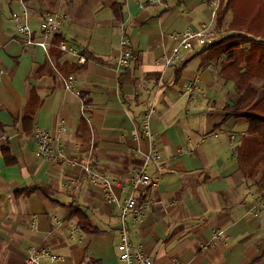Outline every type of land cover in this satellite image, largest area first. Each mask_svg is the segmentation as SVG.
I'll return each mask as SVG.
<instances>
[{"label":"crops","instance_id":"obj_1","mask_svg":"<svg viewBox=\"0 0 264 264\" xmlns=\"http://www.w3.org/2000/svg\"><path fill=\"white\" fill-rule=\"evenodd\" d=\"M23 7L38 40L44 17L65 18L47 53L16 33L12 14ZM212 7L211 0H164L145 10L136 0H0V264H24L32 246L65 264H125L118 205L70 161L118 181L123 201L148 151L141 129L152 106L163 170L151 166L155 185L137 193L149 207L142 224L128 225L131 242L153 264H264V190L242 157L248 123L224 110L238 99L220 76L226 57L209 59V45L172 66L164 60L178 35L209 24ZM123 38L134 53L126 69L117 65ZM38 128L60 137L67 159L35 157ZM219 231L225 243L215 239Z\"/></svg>","mask_w":264,"mask_h":264},{"label":"built area","instance_id":"obj_2","mask_svg":"<svg viewBox=\"0 0 264 264\" xmlns=\"http://www.w3.org/2000/svg\"><path fill=\"white\" fill-rule=\"evenodd\" d=\"M163 1L164 0H136V4L139 9L145 10L147 7L160 5ZM64 19L63 16L58 14L44 17L39 24L41 40H38L30 26V12L28 8L23 7L20 12L12 14V22L16 33L23 38L25 46H37L46 53L49 51L50 45L48 40L59 34ZM124 31L125 27L122 26V32L124 33ZM220 34L221 33L216 34L212 32L210 25H203L198 30L191 28L187 29L175 38L177 45L172 49L170 54L165 57L164 60L166 65L172 66L182 59L184 53L191 52L196 47L202 49L208 47L215 40L219 39ZM58 48L63 52L70 51L64 43L59 44ZM121 48L122 51L118 57L117 65L120 69H126L130 67L134 58V53L126 38L122 39ZM80 61L86 63L87 60L86 58H81ZM2 75L3 71L0 69V82L2 80ZM72 84L73 78L70 77L65 83L66 89H71ZM195 91L196 90L190 89V100H193ZM154 114L155 108L152 106L145 115L141 129V136L148 143V151L143 156L142 165L133 171L129 191L123 201H120L115 192L116 188L124 190V187L120 186L118 181L107 174L94 170L88 163L79 165L74 160L70 161L73 166H81L88 178L89 184L93 188L101 190L105 200L109 204L118 205L120 210V240L117 244V252L120 261L125 264H153L148 254H146L140 246H135L131 242L128 225L142 224L146 218L149 205L139 202L137 193L141 189L150 188L155 185L149 173L150 167L154 166L159 171L163 170L158 143L155 141L151 128V120ZM59 132L60 134L64 133L62 124L60 125ZM34 136L37 146L35 157L37 159L54 164L67 159L64 149L59 146L61 139L58 135L55 136L54 134L38 128L34 130ZM53 222L58 224L60 219L56 217L53 219ZM215 239L221 243H225L221 231L216 233ZM65 261L66 259L64 256L55 254L48 248L32 246L29 248L24 264H65Z\"/></svg>","mask_w":264,"mask_h":264},{"label":"trees","instance_id":"obj_3","mask_svg":"<svg viewBox=\"0 0 264 264\" xmlns=\"http://www.w3.org/2000/svg\"><path fill=\"white\" fill-rule=\"evenodd\" d=\"M232 9L236 20L228 25L230 33L207 48L208 57H226L220 76L234 84L238 99L224 110L231 117L247 121L242 157L253 161L250 175L256 178L261 174L264 183V0H219L217 26L223 24Z\"/></svg>","mask_w":264,"mask_h":264},{"label":"rangeland","instance_id":"obj_4","mask_svg":"<svg viewBox=\"0 0 264 264\" xmlns=\"http://www.w3.org/2000/svg\"><path fill=\"white\" fill-rule=\"evenodd\" d=\"M213 2V7H212V11L213 14L211 16V20L209 21V24H203V25H210L212 32L218 34H220V37L227 35L229 33L228 31V25L230 22L236 20L235 15H233L234 11L233 9L231 10L230 14L228 15V17L225 19V21H223V24L221 26H217V21H216V9L218 7L219 4V0H211ZM5 15H7V13H5ZM201 25V26H203ZM245 30V29H243ZM219 37V38H220ZM261 39V38H259ZM234 97V96H233ZM235 98H233L234 100ZM257 182L255 181V184ZM256 186L261 190H264V183L262 182V180L259 181V184L257 183Z\"/></svg>","mask_w":264,"mask_h":264}]
</instances>
